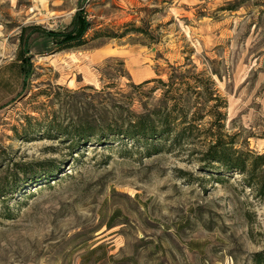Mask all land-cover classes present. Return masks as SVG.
Returning <instances> with one entry per match:
<instances>
[{"label":"rangeland","instance_id":"1","mask_svg":"<svg viewBox=\"0 0 264 264\" xmlns=\"http://www.w3.org/2000/svg\"><path fill=\"white\" fill-rule=\"evenodd\" d=\"M78 14L83 41L55 47ZM171 76L202 130L214 103L188 87L210 80L225 136L264 156V0H0V264H255L264 196L201 162L205 135L153 155L49 130L170 109Z\"/></svg>","mask_w":264,"mask_h":264},{"label":"trees","instance_id":"2","mask_svg":"<svg viewBox=\"0 0 264 264\" xmlns=\"http://www.w3.org/2000/svg\"><path fill=\"white\" fill-rule=\"evenodd\" d=\"M90 28V24L86 18L78 14L75 19V28L70 33H48L46 35L49 39L53 40L56 46H67L73 43H81ZM60 38V39H59ZM23 63V62H22ZM122 64V63H121ZM24 71V67L22 68ZM168 83H162L165 87L169 88L165 94L166 102H173L170 109L166 106L159 108L150 115H135L134 118L127 123L126 128L116 125H103L99 128H94L89 122L77 125L70 132L68 128H63L61 125L52 123L49 130H54L63 135V137H74L75 148H78L80 143H102L106 141H114L118 139L132 140V142H142L146 149V153L158 155L163 150L175 152L177 149L188 145L189 142L206 137L210 139V143L206 146L202 154L201 162L210 166L220 165L226 171H237L244 174L246 182L254 188V190L261 196H264V156L258 157L253 162L250 161L249 154H245L240 150L234 148L233 138L225 136L223 129L226 116L222 112V99L219 96H214V93L207 89V84L210 85V80L194 77L196 88H204L203 91H195L192 87H188L192 93L197 97L206 96L207 101L213 102L211 110L208 115L212 118L209 122L208 129H201L199 123H203L206 116L200 115L204 107H198L199 111L196 112L190 119L188 118L185 108L180 104L183 97H171L173 89L178 91L177 84L179 82L175 76L169 78ZM165 141L170 142L166 146ZM74 148V149H75ZM258 171V172H257ZM255 264H264V252L254 255Z\"/></svg>","mask_w":264,"mask_h":264}]
</instances>
